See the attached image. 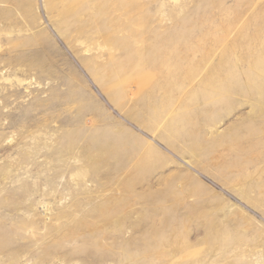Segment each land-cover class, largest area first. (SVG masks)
<instances>
[{"label":"rangeland","instance_id":"rangeland-1","mask_svg":"<svg viewBox=\"0 0 264 264\" xmlns=\"http://www.w3.org/2000/svg\"><path fill=\"white\" fill-rule=\"evenodd\" d=\"M262 43L264 0H0V264H264Z\"/></svg>","mask_w":264,"mask_h":264},{"label":"bare ground","instance_id":"bare-ground-1","mask_svg":"<svg viewBox=\"0 0 264 264\" xmlns=\"http://www.w3.org/2000/svg\"><path fill=\"white\" fill-rule=\"evenodd\" d=\"M259 24V23H258ZM243 37V36H242ZM237 41H239V40H237ZM243 41V40H242ZM233 42V41H232ZM243 43V42H242ZM246 44V43H245ZM262 44H264V43H262ZM237 45H239V44H237ZM233 46H235V44H233ZM240 47V46H239ZM245 47V46H244ZM261 48V47H260ZM240 49V48H239ZM242 49V48H241ZM245 49V48H244ZM264 49V48H263ZM253 50V49H252ZM251 50V51H252ZM227 51H228V49H227ZM226 52V51H225ZM245 52V51H244ZM243 52V53H244ZM254 53V52H253ZM255 55H256V53H255ZM264 51L262 52V53H260L259 55H257V56H255V63H257L258 61H260V60H264ZM226 56V55H225ZM254 56V55H253ZM252 56V57H253ZM222 60V59H221ZM219 62H217V63H215L216 65L215 66H212V68H210V72H209V74H208V76H207V79H205V82L204 83H206L205 85L209 88L208 89V91H212V90H214L215 88H218L219 90V92L220 93H224L225 91H224V89L223 88H225V85H224V81H225V79L224 78H222L221 76L222 75H219V73H220V71L223 69L222 67H223V63L224 62H221L220 64H218ZM184 65V64H183ZM176 66H180L179 64H176ZM180 68H181V66H180ZM225 68H227V67H225ZM228 69V68H227ZM226 69V70H227ZM225 70V71H226ZM171 73V72H170ZM195 76V75H194ZM224 76H225V74H224ZM228 77H230V76H228ZM227 77V78H228ZM194 78V77H193ZM228 80H231L230 78L228 79ZM227 82H229V81H227ZM231 83V82H230ZM174 88V87H173ZM207 89V88H206ZM203 95V94H202ZM206 95V94H205ZM207 96H208V94H207ZM209 97V96H208ZM211 97V96H210ZM216 99V98H215ZM222 100V99H221ZM247 140V139H246ZM234 147V146H233ZM240 147H242L241 145H240ZM247 147V146H246Z\"/></svg>","mask_w":264,"mask_h":264}]
</instances>
